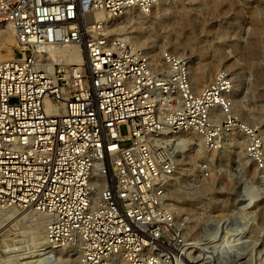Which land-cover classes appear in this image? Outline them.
I'll return each instance as SVG.
<instances>
[{
  "label": "built area",
  "instance_id": "obj_1",
  "mask_svg": "<svg viewBox=\"0 0 264 264\" xmlns=\"http://www.w3.org/2000/svg\"><path fill=\"white\" fill-rule=\"evenodd\" d=\"M161 1L0 0V28L13 29L17 52L0 58V207L34 210L45 248L77 253L76 264L187 261L192 245L167 201L181 171L174 136L194 133L216 152L240 135L264 170L258 137L236 115L229 72L195 91L186 58L163 51L157 65L109 32L125 12L147 16ZM69 45L85 51L84 69L48 73L36 59ZM220 217L201 239L244 248V222ZM255 244L264 264V232Z\"/></svg>",
  "mask_w": 264,
  "mask_h": 264
},
{
  "label": "rangeland",
  "instance_id": "obj_2",
  "mask_svg": "<svg viewBox=\"0 0 264 264\" xmlns=\"http://www.w3.org/2000/svg\"><path fill=\"white\" fill-rule=\"evenodd\" d=\"M180 4L184 7L185 16L190 18V25L182 26L178 24L177 18L181 13L179 7L180 9L176 8L172 16L161 26L152 24L153 21H151L150 28L145 24L137 26L141 29L142 34L147 35L149 33L157 37L155 52L168 51L172 53L174 51L173 41V43L176 42V53L178 54L198 58L212 56L213 71L211 75L213 78L223 71L221 69L223 66L229 67L230 72L240 74L243 85L237 94L238 107L236 110L238 111L236 115L246 128L253 131L258 137L260 141L259 152L264 155V0H179L178 6ZM129 13L134 15L137 12L130 11ZM124 14L111 21V23L122 22L125 17ZM146 17L150 19L152 14ZM127 27L112 32L111 35L120 37L122 35L119 34L129 32ZM154 36L152 38H155ZM14 44V35L9 39L1 40L0 58L16 56L17 52ZM40 56L45 55L41 53ZM46 58L48 57L46 56ZM44 63L41 62V64ZM63 66L64 64H59L54 69ZM202 72L203 70L197 69L193 73V83L197 91H200L207 83L206 76H203L205 73ZM257 80L261 86V103L258 99L251 98V87ZM120 134L122 136L127 135L125 125L120 127ZM232 136L236 137V135ZM230 137H227L218 151L208 152L204 150L207 153V158L199 159L192 172L180 171L174 186L177 191L168 195V198L172 200L171 203L184 210L196 203H216L212 212H221L212 213L214 216L217 215L219 218L225 215L224 220L230 222L239 219L244 222V228L247 226L245 232L248 231V233L244 248L241 250L223 249L214 255L210 254L211 264L223 262L230 264L232 260H238L237 262L240 261L243 264H256L254 259L257 250L253 248V245L258 243L261 235V230L258 228L259 219L264 218V170H261L256 160L247 153L244 144L242 148L229 149ZM235 137L234 141H237ZM129 144L130 142L125 141L122 146H128ZM185 149V152L192 150V148L187 147ZM166 150L173 152L172 147ZM176 150L177 158L182 160L185 153L182 154L179 148H176ZM238 152L248 159L249 164L245 166L242 164V160L237 155ZM184 169H190V167ZM205 170L208 173L206 178L203 175ZM203 187L206 188L203 194L196 195L194 193L195 190ZM240 196H244V200L247 199L248 201L242 206L238 205ZM248 204L250 205L245 207ZM223 205L226 208H223ZM3 210L5 212L0 215V227L7 224V219H13L15 214L21 213L25 209L21 207H4ZM24 214L26 213L13 221L8 220V222H12L2 230L3 232L15 226L14 229L19 236L18 240L26 243L23 245L24 247L19 249L20 251L16 249L21 255L16 257L17 259L9 258L11 263H7L8 261L5 260L0 264H20L19 261L21 260L18 259L24 257L30 251L28 243H30L31 238L35 235L40 236L38 233L41 229L44 230V221L41 217L36 214L33 217L20 220ZM182 218L184 216L181 214L178 219ZM202 223L204 226L211 222L205 223L203 221ZM41 235L44 237V231ZM61 253L64 256L67 250L64 249ZM22 262L23 264H35L30 259ZM180 263L186 264L184 261H180ZM50 264L66 263L52 261ZM67 264H72V262Z\"/></svg>",
  "mask_w": 264,
  "mask_h": 264
},
{
  "label": "bare ground",
  "instance_id": "obj_3",
  "mask_svg": "<svg viewBox=\"0 0 264 264\" xmlns=\"http://www.w3.org/2000/svg\"><path fill=\"white\" fill-rule=\"evenodd\" d=\"M179 0H162L160 3L157 4V6L153 9L152 17L148 19L146 15H143L139 12L136 14L132 15L129 13V11L125 12L123 21L120 23H111L109 26V32H115L118 31L119 29H122L123 27H127L129 32L126 33H121L119 35H122L123 41H128L131 44H133L136 47L142 48L151 58H154L155 64L159 65L160 63V54L162 51L155 52L156 51V46L155 43L157 41V37L154 36L153 34H147L144 35L141 32V29L137 26L140 24H145L147 25L148 28H150L152 24H157V25H162L165 23L169 17L172 16L174 10L176 8H179L181 13L179 14L177 18V22L179 25H184L186 24L190 25V18L186 17L184 14V7L182 4L178 6ZM183 11V12H182ZM151 21L154 23L151 24ZM187 25V26H188ZM123 26V27H121ZM183 30V29H181ZM150 31V30H149ZM257 33V31H256ZM12 35H14V31L11 27H4L0 28V41L4 39H9ZM154 36L155 38H152ZM151 37V39H150ZM174 51L172 52L173 54L186 58L189 63V69L192 74V84H193V89L196 90V86L193 83V73L195 70H203L202 73H205L203 76H206V82L209 83L213 80V76L211 75L213 71V66L211 65L212 61V56H207L206 58L203 56L202 57H193L191 55L184 56L183 54H178L176 53V42L173 43ZM45 56H40L37 55L36 59L39 63L45 62L43 64L44 68L48 73H52L54 71V67L59 64H64V65H75L81 69H84L87 65V59H86V54L85 51L82 48H79L78 46H61V47H47L44 48L43 50ZM46 56L48 58H46ZM158 58V59H157ZM223 71H229V67L223 66L221 68ZM230 72V71H229ZM230 75H232L233 79V97L235 99V106H237V94L240 91L243 83L240 78L239 73H233L230 72ZM206 83V84H207ZM205 84V85H206ZM261 86L259 84V81L257 80L256 82L253 83L251 87V92H252V99H258V101L261 103ZM259 107V106H258ZM238 110H236L237 112ZM234 137L232 136L229 138L230 143L229 144V149H239L243 147V143L241 140L240 135H236L235 138H237V141H234ZM174 140H176L180 146L178 147L181 149V153L183 155V159H176L177 164L179 166V170L181 172H186L190 173L193 171L195 168L197 162L199 159H205L207 158V153L204 151L201 143V139L194 133H181L179 135H176L173 137ZM187 148H192L191 151L185 152ZM237 155H239L240 160H242V164L245 166L248 163V159L245 157L241 156L240 153L238 152ZM251 166V164H250ZM186 167H190V169H184ZM176 183V182H175ZM173 184L169 188V195L171 193L177 191L175 189V185ZM206 188H200L195 190L196 195H201L203 192H205ZM170 197V196H169ZM240 200L238 202V205H243L245 202L247 203V199L244 200V196H240ZM169 202L170 208L173 210L175 213V216L179 223L183 225V229L185 230V235L191 243V248L188 252V259L185 261L186 264H211V255H214L216 252L220 251L218 249H214L212 243L205 242L201 236L202 233V226H203V221L206 222H214L218 218V216H214L212 213H217L221 211H214L212 212V209L216 206V203L212 202H206V203H196L195 205L189 206L187 209H183L181 207H177L174 203H171V199L168 198L167 200ZM250 204L246 205L245 207L249 206ZM223 208H226L224 205L222 206ZM221 207V208H222ZM4 207H0V215H3L5 212ZM242 209V207H241ZM23 213H26L22 216L20 220L26 219L27 217H33V215H36V212L34 210L30 209H25L21 213L15 214V217L13 219H7V224L3 225L0 227V263L3 261L7 260V263H11L9 258H16L21 255V253H18L17 250L21 249L24 247L26 243H23V241H19V236L17 231L14 229L15 226H12L5 231L2 232V230L8 226L10 222L21 216ZM183 215L184 218L178 219L180 215ZM225 216V215H222ZM8 220H12L8 222ZM202 224V225H201ZM43 227H44V222H43ZM259 230H261V235L264 232V218L262 217L259 219V224H258ZM247 230V226H246ZM44 230H40V236H33L31 240L29 241L28 245H30V251H28L24 257L19 258L18 260L20 264H23L22 261L26 260H32L33 263L35 264H50L52 261H60L64 263H69L72 262V264H76L77 262V253H73L72 251H69L65 253V255H62V250H53L50 251L48 248H45L44 246V237L41 235ZM247 232H244L243 237L247 238ZM35 234H37L35 232ZM226 234H232V229L227 230ZM230 239L227 238V242ZM254 247L257 246L256 244L253 245ZM261 247V246H260ZM259 247V248H260ZM214 249V250H213ZM20 251V250H19ZM19 254V255H18ZM193 255V256H192ZM198 255V256H194ZM199 257V258H198ZM201 257V258H200ZM214 257V256H213ZM17 259V258H16ZM216 259V258H215ZM243 260V259H242ZM238 260H232V263L230 264H243L237 262ZM17 263V262H16ZM26 264V263H25ZM119 264H126L124 261H122Z\"/></svg>",
  "mask_w": 264,
  "mask_h": 264
}]
</instances>
